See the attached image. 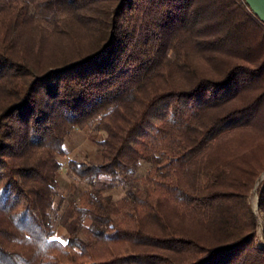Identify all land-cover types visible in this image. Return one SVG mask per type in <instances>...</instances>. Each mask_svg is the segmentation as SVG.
Returning <instances> with one entry per match:
<instances>
[{"label": "trees", "instance_id": "1", "mask_svg": "<svg viewBox=\"0 0 264 264\" xmlns=\"http://www.w3.org/2000/svg\"><path fill=\"white\" fill-rule=\"evenodd\" d=\"M91 127L60 239L58 157ZM262 175L245 0H0V264H264Z\"/></svg>", "mask_w": 264, "mask_h": 264}, {"label": "rangeland", "instance_id": "2", "mask_svg": "<svg viewBox=\"0 0 264 264\" xmlns=\"http://www.w3.org/2000/svg\"><path fill=\"white\" fill-rule=\"evenodd\" d=\"M164 108L162 107L160 112H163ZM158 114H155L151 117L152 121H157ZM104 134L97 130L94 127L82 130H73L70 135L66 138V148L67 155L59 156V160L61 162V167L58 171L57 182L59 189L61 191L60 196L58 198L63 197V200L59 203V207L57 210V221L58 225L55 229L54 236L60 239H64V237L68 234L69 230H71L75 225L74 217L71 216L69 209L67 207L66 198L70 192H74L79 190V188L83 187L82 182H78L73 185V180L71 176H69L67 172V161L71 158L79 159L82 161H87L90 163H99L101 161V156L98 150L97 141L103 137ZM262 175L261 178H263ZM257 185L252 190V194L250 196V202L252 208L259 217H261V213L258 210V195H257ZM112 194L115 199L121 198L124 193L120 189H115L112 191ZM59 201V199H58ZM261 227L259 228V231ZM261 239V238H260ZM261 242V240H259Z\"/></svg>", "mask_w": 264, "mask_h": 264}, {"label": "water", "instance_id": "3", "mask_svg": "<svg viewBox=\"0 0 264 264\" xmlns=\"http://www.w3.org/2000/svg\"><path fill=\"white\" fill-rule=\"evenodd\" d=\"M251 11L264 23V0H245Z\"/></svg>", "mask_w": 264, "mask_h": 264}]
</instances>
